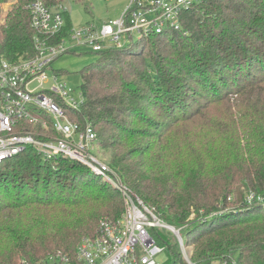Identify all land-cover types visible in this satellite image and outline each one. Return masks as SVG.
I'll list each match as a JSON object with an SVG mask.
<instances>
[{
  "label": "trees",
  "instance_id": "16d2710c",
  "mask_svg": "<svg viewBox=\"0 0 264 264\" xmlns=\"http://www.w3.org/2000/svg\"><path fill=\"white\" fill-rule=\"evenodd\" d=\"M6 2L0 56L33 58L26 4L17 0L3 17ZM43 2L53 8L63 0ZM71 28L66 13L55 41ZM94 54L78 72L84 102L65 108L69 120L92 127L97 153L110 154L109 166L162 220L188 227L192 264H264V201L257 200L264 198V0H203L178 29ZM201 121L211 125L205 136L200 129L194 140L189 133L170 143L168 134ZM34 131L43 141L60 137ZM0 171V264L75 259L101 220L124 211L107 180L65 158L45 162L35 147ZM176 246H167L170 259L161 264H186Z\"/></svg>",
  "mask_w": 264,
  "mask_h": 264
},
{
  "label": "built area",
  "instance_id": "2783aa9c",
  "mask_svg": "<svg viewBox=\"0 0 264 264\" xmlns=\"http://www.w3.org/2000/svg\"><path fill=\"white\" fill-rule=\"evenodd\" d=\"M23 1L35 31L36 54L16 63L0 56V165L27 147H35L45 162L65 158L104 178L119 191L124 205L117 220H101L95 237L82 239L75 259L58 254L42 264H161L158 256L165 249L152 235L158 234V229L174 235L184 262L192 264L191 249L184 243L180 229L165 223L101 158L94 145L96 134L89 124L81 128L69 120L65 108L78 111L84 102L81 93L80 101H74L66 83H60V77L49 72L54 61L74 49L85 47L98 53L122 48L134 35L139 38L178 29L181 16L203 0H129L120 18L72 27L59 41L55 39L65 27L67 13L63 4L49 8L43 0ZM36 128H51L60 137L37 139ZM254 199L255 195L250 194L246 202L250 204ZM257 200L263 202L264 198Z\"/></svg>",
  "mask_w": 264,
  "mask_h": 264
},
{
  "label": "rangeland",
  "instance_id": "374dc122",
  "mask_svg": "<svg viewBox=\"0 0 264 264\" xmlns=\"http://www.w3.org/2000/svg\"><path fill=\"white\" fill-rule=\"evenodd\" d=\"M16 3L17 0H7V2L1 6L2 16L4 17L7 11L10 9V7ZM61 3L63 4L64 9L67 12L72 27H79L87 24L100 25L102 23H106L108 21L116 20L120 18V16L122 15L126 6L129 3V0H85L83 2H77L76 0H65ZM136 38L137 35H134V39ZM154 44L157 43L155 42ZM146 50H149V44L146 45L145 54L147 52ZM97 57L98 56L96 54L92 53L90 50L86 49L85 47L77 48L70 51V53L68 54L62 55L56 61H54L53 64L51 65L49 73L52 74L53 71L61 72L62 74L61 76H59L60 78L58 81L60 83H66V88L69 91L70 98H72L76 102H79L81 97L80 87L82 84V79L78 72L83 68H85L86 66L94 63L97 60ZM149 112L151 114H156L155 113L156 111L153 108H150ZM212 118L216 122L217 120H219L217 113L212 114ZM210 126H211L210 122L201 121L196 125L192 126V129L190 131L187 132L184 131L182 132V130L174 131L168 134V138H170L171 144H177L181 142L184 135L190 133V138L194 140L195 133L198 134L200 132V129H203L202 132L200 133L201 134L200 137H202L203 132H205L203 134V136H205L208 130L207 127L209 128ZM101 158H103L108 163V161H110V154L105 153L103 154V156H101ZM1 174H3V172L0 171V175ZM193 218L194 216L191 215L189 217V220ZM164 222L171 225L166 220H164ZM176 228L180 229V234L183 238L184 243H186L187 233L189 231L188 227L182 226ZM157 232L158 234L152 232V235L155 237L157 243L165 249V251L158 256V261L164 263L167 262L168 259H170L167 246L177 245L175 241L176 238L168 230L158 229ZM176 247H177L176 249L179 250L178 245ZM188 248L191 249V255H192V247L188 246Z\"/></svg>",
  "mask_w": 264,
  "mask_h": 264
}]
</instances>
